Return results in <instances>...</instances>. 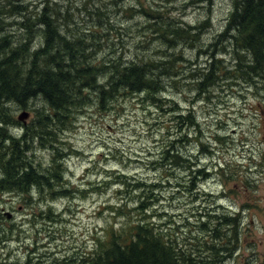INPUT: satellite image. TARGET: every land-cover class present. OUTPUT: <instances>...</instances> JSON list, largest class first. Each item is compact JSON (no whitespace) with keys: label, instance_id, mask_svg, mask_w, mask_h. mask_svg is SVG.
I'll use <instances>...</instances> for the list:
<instances>
[{"label":"rangeland","instance_id":"1","mask_svg":"<svg viewBox=\"0 0 264 264\" xmlns=\"http://www.w3.org/2000/svg\"><path fill=\"white\" fill-rule=\"evenodd\" d=\"M25 2L34 10H39L42 3H56L62 9V26L67 23L70 27H62V31L69 36H72V32H82L85 35L95 33L99 39L95 53L98 59H117L121 56L123 62L140 61L139 58L144 61L167 51L173 60L174 73L171 76L174 77L169 80L167 76H162V83L166 88L159 94L162 98L169 97L163 104L164 110L158 106L160 102L156 104V100L142 101L140 97L145 94L141 93L136 97H119L114 107L107 111L88 107L78 114L63 138L67 143L61 144L69 148L60 152L66 157L65 179L70 186L79 185V189L83 191L77 195L55 199L52 203L54 216L39 215V212L46 213V204H43V208L40 207L38 195L49 194L44 189L40 193L37 191L38 198L34 196L30 204L24 202V193L0 191V212L4 215L1 217L11 235L6 242L0 238V264H51L55 259L92 252L98 241L97 237H105L110 228L116 229L122 225L127 218L112 213L108 204L112 203L117 207L124 205L122 201L125 199L127 204L131 201L130 198H123L119 191L123 187L113 180L117 178L116 174L122 172L147 181L166 180L167 171L172 168L159 166L155 162L162 152V146L171 137L177 140L182 137L178 135L180 128L172 124L170 118L173 117L170 108L175 104L176 113L189 111L197 116L203 130L201 138L211 142L213 152H217L216 159H220L222 163L231 162L228 172L233 173L236 178L227 182L216 174L202 178L197 190L204 195L198 197L192 196L195 193L188 194L182 185L179 190L173 184L165 182L162 196L166 195L167 198L161 197L156 210L160 212L165 207L171 208L167 211L168 215L176 219L182 218L184 223L188 218L196 221V218L207 217L213 221L214 217L207 215L211 211L219 215L225 210L223 213L231 216L240 212L238 246L232 252H224L227 257L217 264H264V87L244 82L241 78H230L229 74L224 75L225 71L235 68V59H239L237 53L241 54L246 49L242 41L241 46L239 42L237 46L234 44L235 38L225 40L224 36H220L227 29L234 0L204 3L195 0ZM0 4L3 7L9 5L2 0ZM149 13L160 18L153 22L155 19ZM14 15L2 18L11 23L7 27L12 29L11 33L18 39L24 34L13 23L18 19ZM167 21L204 26L196 32L195 38H199L197 42H189L193 44L191 45L184 41L174 49L166 47L160 41L159 32H155V26ZM38 41L37 34L34 42ZM214 42H217L216 46L212 45ZM211 56L219 58L222 65H218L219 77L206 100L199 96L196 83L186 72L190 67L199 69L208 61L212 63ZM24 111L29 112L26 123H30L34 117L31 109L15 107L13 113L18 117ZM216 131L225 136L222 142L215 140ZM33 153L35 159H41L46 165L50 164L51 158L56 154L52 148H41ZM202 164L212 167L216 160L207 157L202 160ZM172 171L178 173L181 180L189 178L190 172L179 166ZM110 174L116 176L105 186L108 181L105 176ZM240 175L250 177L254 183L253 192H243L235 183ZM98 185L105 186V189L97 190ZM205 197L213 200L208 202ZM48 199L50 198L46 197L43 202L46 203ZM216 200L218 201L214 203ZM231 207L234 210L228 212ZM7 213L12 215L7 218ZM10 224L13 225L11 229Z\"/></svg>","mask_w":264,"mask_h":264},{"label":"trees","instance_id":"2","mask_svg":"<svg viewBox=\"0 0 264 264\" xmlns=\"http://www.w3.org/2000/svg\"><path fill=\"white\" fill-rule=\"evenodd\" d=\"M2 1L9 5L3 7L0 4V191L24 193V202L30 204L37 191L40 193L44 189L49 194L38 195L40 207L46 204V213L39 212V215L50 217L54 216L52 203L55 199L83 191L79 185L70 186L65 179L66 157L60 152L69 148L61 144L66 142L63 138L73 125V120L88 107L107 111L114 107L119 97H136L141 93L145 94L140 97L142 101L156 100V104L160 102L158 106L164 110L163 104L169 97L162 98L159 94L166 88L162 76L173 79L174 64L167 51L144 61L139 58L140 61L123 62L121 56L117 59H98L95 54L99 40L96 34L72 32V36H69L63 33L62 27H70L67 23L62 26V9L56 3H42L39 10H34L25 0ZM149 14L154 17L153 22L160 18ZM12 15L18 18L13 23L24 34L18 39L7 27L11 23L2 18ZM227 22V29L220 36H224L225 40L235 38L234 44L237 46V42L241 46L242 41L246 49L243 48V54L237 53L239 59H235V68L225 71L224 75L229 74L230 78H241L244 82L264 87V0H234ZM203 26L167 21L155 26V32H159L160 41L166 47L176 49L184 41L188 44L195 40L197 42L199 38H195L196 32ZM37 34L38 43L34 42ZM216 43L212 45L216 46ZM212 58V63L208 61L199 69L190 67L186 72L196 83L199 96L206 100L219 77L218 65H222L219 58ZM15 107L31 109L34 112L31 122L17 119L13 113ZM170 109L172 124L180 128L178 135L182 137L178 140L171 137L162 146L155 163L172 170L181 167L190 172L188 180H181L178 173L172 170L167 171V181H147L130 176L128 172L116 174L118 176L113 181L123 187L119 191L123 198H130L131 202L127 204L125 199L122 201L124 205L114 207L109 203L108 206L112 208V213L126 217L125 222L116 229L110 228L107 236L97 237L92 252L55 259L51 264H217L227 257L224 252L237 248L240 241V212L231 216L223 213L225 210H220L219 215L211 211L207 215L214 217L213 221L207 217L196 218V221L188 218L184 223V219L168 215L167 211L171 208L165 207L160 212L156 210L161 197L167 198L166 195L162 196L165 182L178 189L182 185L188 194L195 193L192 196L198 197L204 195L197 190L201 185L200 179L213 174L226 182L236 178L228 172L231 162L222 163L216 159L217 152H213L211 142L201 138L203 130L197 116L189 111L176 113V104ZM214 136L217 142L225 138L220 131H216ZM41 148H52L56 153L48 165L33 157V152ZM207 157L216 160L215 166L202 164ZM115 176L106 175L108 181L105 186ZM235 183L243 192H253L254 183L250 177L240 175ZM104 187L98 185L97 190ZM46 197L50 199L44 203ZM206 200L211 202L213 199ZM233 210L231 207L227 211ZM1 216L4 217L2 212L0 238L6 242L11 235Z\"/></svg>","mask_w":264,"mask_h":264},{"label":"water","instance_id":"3","mask_svg":"<svg viewBox=\"0 0 264 264\" xmlns=\"http://www.w3.org/2000/svg\"><path fill=\"white\" fill-rule=\"evenodd\" d=\"M29 117V112L28 111H24V112H22L20 115H19V119L20 120H25V119H27ZM8 216H10V213L8 214Z\"/></svg>","mask_w":264,"mask_h":264},{"label":"flooded vegetation","instance_id":"4","mask_svg":"<svg viewBox=\"0 0 264 264\" xmlns=\"http://www.w3.org/2000/svg\"><path fill=\"white\" fill-rule=\"evenodd\" d=\"M196 2H199V3H204V2H208V0H195Z\"/></svg>","mask_w":264,"mask_h":264}]
</instances>
